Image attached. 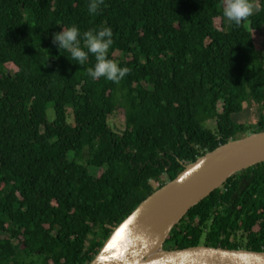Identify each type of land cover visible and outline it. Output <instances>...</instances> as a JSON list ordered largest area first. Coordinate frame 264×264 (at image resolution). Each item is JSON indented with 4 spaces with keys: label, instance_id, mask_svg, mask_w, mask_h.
<instances>
[{
    "label": "trees",
    "instance_id": "trees-1",
    "mask_svg": "<svg viewBox=\"0 0 264 264\" xmlns=\"http://www.w3.org/2000/svg\"><path fill=\"white\" fill-rule=\"evenodd\" d=\"M89 3L0 0V264H89L182 164L264 131V0L239 26L224 0ZM73 25L112 29L124 79L93 80L94 55L81 66L53 44ZM246 104L252 127L235 122ZM198 246L264 252V163L192 208L164 249Z\"/></svg>",
    "mask_w": 264,
    "mask_h": 264
},
{
    "label": "water",
    "instance_id": "water-1",
    "mask_svg": "<svg viewBox=\"0 0 264 264\" xmlns=\"http://www.w3.org/2000/svg\"><path fill=\"white\" fill-rule=\"evenodd\" d=\"M263 163L264 131H255L182 164L175 179L116 226L89 264H264V252L207 246L164 249L171 231L192 208L234 175Z\"/></svg>",
    "mask_w": 264,
    "mask_h": 264
},
{
    "label": "clouds",
    "instance_id": "clouds-1",
    "mask_svg": "<svg viewBox=\"0 0 264 264\" xmlns=\"http://www.w3.org/2000/svg\"><path fill=\"white\" fill-rule=\"evenodd\" d=\"M103 3L104 0H90L89 13L97 14ZM260 10L254 0H224L222 15L226 21L239 26ZM52 42L58 46L59 50L70 53L71 59L81 66L89 59V54L94 55L96 60L94 68L88 69V75L93 80L104 78L118 84L130 71L107 57L114 42L110 27L81 33L79 28L73 25L67 30L62 28L61 32L55 33ZM82 42L84 47L81 46Z\"/></svg>",
    "mask_w": 264,
    "mask_h": 264
},
{
    "label": "rangeland",
    "instance_id": "rangeland-1",
    "mask_svg": "<svg viewBox=\"0 0 264 264\" xmlns=\"http://www.w3.org/2000/svg\"><path fill=\"white\" fill-rule=\"evenodd\" d=\"M254 3L257 5V0H254ZM216 26L219 28L220 27V22L216 21ZM255 41L260 44L263 45L264 43V30L263 32H261V34H255ZM221 104H219V108H220ZM221 111V108H220ZM258 113H259V108L258 106L254 105V104H246L244 107L243 112L235 118V122L238 124H244L248 127H252L255 125L257 119H258ZM48 119L49 121H52L53 119V111L52 108L49 109L48 111ZM109 123L111 125V127L113 128V130H115L116 132H121L124 130V116L122 112L119 113H115L114 115H112L109 119ZM215 124L214 121H210L207 123L208 127H213ZM96 171L95 170H91V174L95 175Z\"/></svg>",
    "mask_w": 264,
    "mask_h": 264
}]
</instances>
